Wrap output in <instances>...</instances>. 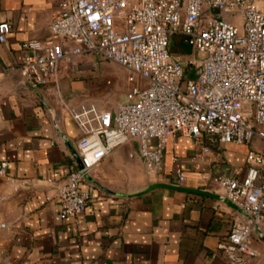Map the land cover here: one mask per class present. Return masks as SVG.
Wrapping results in <instances>:
<instances>
[{"label":"crops","instance_id":"1","mask_svg":"<svg viewBox=\"0 0 264 264\" xmlns=\"http://www.w3.org/2000/svg\"><path fill=\"white\" fill-rule=\"evenodd\" d=\"M58 2L0 0V22L11 26L0 43V163L7 164L0 177L6 225L0 264H226L216 246L245 218L225 199L217 178L241 179L250 147L263 148L258 140L247 147L204 137L196 147L171 136L155 177L146 175L137 144L128 142L86 178V210L60 216L57 193L78 164L80 137L65 107L112 110L126 100L129 85L126 70L108 78L116 90L104 102V77L78 67L82 59L75 69L62 67L47 87L32 90L21 81L22 46L47 37ZM169 51L184 62L191 52L178 35ZM250 246L256 258L248 264H264V238L253 233Z\"/></svg>","mask_w":264,"mask_h":264},{"label":"built area","instance_id":"2","mask_svg":"<svg viewBox=\"0 0 264 264\" xmlns=\"http://www.w3.org/2000/svg\"><path fill=\"white\" fill-rule=\"evenodd\" d=\"M10 30L0 22V43ZM176 35L191 51L186 62L169 51ZM22 49L18 72L32 90L54 84L62 67L75 69L77 59L91 56L127 71L126 100L114 109L65 107L80 137L78 164L57 193L62 218L86 210V178L128 142L137 144L146 175L155 177L171 136L196 147L204 137L247 147L258 140L263 148L250 147L241 179L217 178L245 219L231 226L216 251L226 264L256 258L252 234L264 238V0H59L47 37ZM6 169L0 163V177Z\"/></svg>","mask_w":264,"mask_h":264},{"label":"rangeland","instance_id":"3","mask_svg":"<svg viewBox=\"0 0 264 264\" xmlns=\"http://www.w3.org/2000/svg\"><path fill=\"white\" fill-rule=\"evenodd\" d=\"M78 67L86 68L87 71H91L93 74L97 73L98 75H101L104 77L103 81V92L100 98L105 102L109 99V97L112 95V92H115L116 86H114L113 83L110 82V84H106L108 82V78H111V76L120 75L121 71L124 70L123 68L115 65L110 64L106 62H100L95 57L91 56L88 58H83L81 63H79ZM97 75V76H98ZM89 76V75H88ZM94 76V75H90ZM111 81V80H110Z\"/></svg>","mask_w":264,"mask_h":264}]
</instances>
